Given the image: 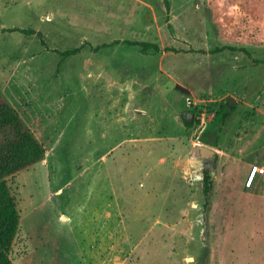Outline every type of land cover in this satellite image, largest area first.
Instances as JSON below:
<instances>
[{"label":"rangeland","instance_id":"obj_1","mask_svg":"<svg viewBox=\"0 0 264 264\" xmlns=\"http://www.w3.org/2000/svg\"><path fill=\"white\" fill-rule=\"evenodd\" d=\"M166 3L0 0V89L45 141L5 179L12 264H264V0Z\"/></svg>","mask_w":264,"mask_h":264},{"label":"trees","instance_id":"obj_2","mask_svg":"<svg viewBox=\"0 0 264 264\" xmlns=\"http://www.w3.org/2000/svg\"><path fill=\"white\" fill-rule=\"evenodd\" d=\"M167 8L166 0H162ZM144 50L158 51L157 46L148 43H135ZM79 49H72L67 56L75 54ZM192 119V116H190ZM191 121L184 122L185 128L192 126ZM203 144L212 145L209 140H201ZM214 144V143H213ZM44 149L33 137L30 130L21 122L16 112L10 107L0 93V264H12L8 258L9 250L18 227V213L5 179L24 170L43 159ZM204 191L207 192L209 182L204 174Z\"/></svg>","mask_w":264,"mask_h":264},{"label":"water","instance_id":"obj_3","mask_svg":"<svg viewBox=\"0 0 264 264\" xmlns=\"http://www.w3.org/2000/svg\"><path fill=\"white\" fill-rule=\"evenodd\" d=\"M228 103L233 104L234 101L228 98ZM215 155L216 154L213 148L204 144H197L195 146L194 159L192 160V163L194 164V166L201 167L200 160L207 158L214 160Z\"/></svg>","mask_w":264,"mask_h":264},{"label":"crops","instance_id":"obj_4","mask_svg":"<svg viewBox=\"0 0 264 264\" xmlns=\"http://www.w3.org/2000/svg\"><path fill=\"white\" fill-rule=\"evenodd\" d=\"M0 93H1V95H2V97H4V96H6V94L4 93V91L3 90H1L0 89ZM113 127V126H112ZM113 129V128H112ZM113 131H114V129H113ZM37 141H39V143H43L44 144V142L45 141H43V140H41L39 137H37ZM257 178H256V180L258 181V183L256 184V188L253 190V191H257V193H258V195H262V192H263V190L262 189H260V188H258V185H259V180L261 179V176H256ZM258 189V190H257ZM253 191H252V193H253ZM262 196H264V195H262ZM97 234V233H96ZM32 264V263H31Z\"/></svg>","mask_w":264,"mask_h":264},{"label":"flooded vegetation","instance_id":"obj_5","mask_svg":"<svg viewBox=\"0 0 264 264\" xmlns=\"http://www.w3.org/2000/svg\"><path fill=\"white\" fill-rule=\"evenodd\" d=\"M213 163H214V160H211L209 158L202 159V160H200V165H201L200 168H202V169H204V168L212 169Z\"/></svg>","mask_w":264,"mask_h":264}]
</instances>
